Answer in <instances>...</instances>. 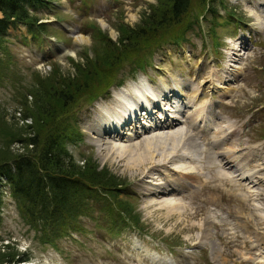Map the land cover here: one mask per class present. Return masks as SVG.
<instances>
[{
    "label": "rangeland",
    "instance_id": "obj_1",
    "mask_svg": "<svg viewBox=\"0 0 264 264\" xmlns=\"http://www.w3.org/2000/svg\"><path fill=\"white\" fill-rule=\"evenodd\" d=\"M155 3L156 0H52L49 10L38 12L41 22L49 25L43 42L33 41L23 26L9 27L6 42L13 72L9 73L11 78L0 83V113L11 121L14 111L20 108L12 97L13 85L25 89L35 73L46 77L54 69L73 75L72 60L83 63L84 56L93 57L97 50L95 34L115 41L120 25L136 26ZM223 5L226 8L219 7L215 19L208 16L203 20L202 30L189 35L182 48L166 44L146 55V65L133 72L131 67L123 66L115 75L121 85H111L109 94L97 96L91 103L87 97L96 92L81 93L79 101L69 108L68 114L75 117L73 125L82 141L74 145L64 142L65 149L75 161L91 159L126 184L122 192L127 194L119 198L127 200L138 216L137 225L131 224L136 228L122 226L102 203L95 202L92 213L78 220V231L52 247L41 242L37 232L25 223L8 187L3 185L0 253L26 254L27 262L35 264H264V239L256 240L264 237V211L256 210L264 209V180L253 187L244 180L234 184L221 177L215 165L217 150L235 147L240 149L236 153L243 155L251 145L257 148L242 158V166L256 171L259 178L264 175V0H225ZM82 37L86 40H78ZM161 78L168 80L171 91V99L163 98L166 107L168 103L183 101L185 111L193 112L205 102L212 104L211 130L204 133L197 127L189 128L187 118L180 116L182 122L173 129L151 128L135 138L113 143L136 146L126 152L115 150L103 158L92 127L116 110L118 99L133 96L136 87L142 89L143 84L155 88ZM174 79L185 84L183 95L178 94ZM218 86L226 90H219ZM153 99L150 103L155 102ZM143 108L136 114V121L139 119L141 124ZM155 116L160 115L157 112ZM223 119H228L235 131L230 137L219 139V149H214L215 133L218 126L225 124ZM180 129L189 131L196 140L195 146L184 143L189 137L180 140L179 135L163 142L151 138ZM199 135L207 138L209 144ZM146 139L148 145H143ZM189 154L191 158L187 157ZM184 167L190 173L186 178L181 175L183 179L171 170ZM169 180L186 184L173 192L166 187ZM158 181L165 183L154 186ZM151 190L165 192L160 195ZM257 191V200L247 197L249 192ZM171 199L179 209L167 204Z\"/></svg>",
    "mask_w": 264,
    "mask_h": 264
},
{
    "label": "trees",
    "instance_id": "obj_2",
    "mask_svg": "<svg viewBox=\"0 0 264 264\" xmlns=\"http://www.w3.org/2000/svg\"><path fill=\"white\" fill-rule=\"evenodd\" d=\"M224 1L156 0L139 24L120 25L115 41L95 34L97 50L93 57L84 56L83 63L72 60L73 75L54 69L46 77L35 73L25 89L12 86L13 100L20 108L11 121L0 113V189L8 187L20 215L41 242L55 247L58 240L78 231V220L92 213L95 202L102 203L122 226L136 228L131 224L137 225L138 216L127 200L119 198L127 194L122 192L126 184L91 159L75 161L65 149L64 142L74 145L82 141L69 108L81 93L95 91L87 97L91 103L97 96L109 94L111 85H121L115 75L123 66L133 72L146 65V55L166 44L182 48L189 35L202 30L203 20L208 16L215 19L218 8H226ZM50 6L52 0H0L1 84L13 72L6 42L8 28L23 26L33 41L43 42L49 25L41 22L38 12ZM28 259L16 251L0 253V264Z\"/></svg>",
    "mask_w": 264,
    "mask_h": 264
},
{
    "label": "bare ground",
    "instance_id": "obj_3",
    "mask_svg": "<svg viewBox=\"0 0 264 264\" xmlns=\"http://www.w3.org/2000/svg\"><path fill=\"white\" fill-rule=\"evenodd\" d=\"M262 27L264 28V26H262ZM78 40L84 41L86 39H84L82 37V38H78ZM174 81H175V87L178 90V94L180 93L181 95H183L184 90H185V84L182 83L178 79H174ZM167 86H168V80L165 78H161L160 79V85H157L155 88L149 84H143L142 89L136 87L135 94H133V96L128 97L127 95H125V96L121 97L120 99H118V100H120V102H119V105L116 107V110L112 111L110 113H107L106 117H103V119H100L97 127H95V128L92 127V129L94 130V132L96 134L95 136H93V138L96 142L95 144L98 146V148L101 152V156L103 158L109 157V155L111 153H113L115 150L126 152V151H129V149L136 146V144H132V146H124V145H121L119 143L117 145L113 144V143H116L118 141H121V140H124L127 138H129V139L135 138V137L139 136L140 134H142L143 131L145 132V131L149 130V128L150 129L154 128V130L173 129L176 126V124H178L179 122H182V121H180L181 120L180 116L181 117L184 116L187 118L188 124L190 125L189 128L197 127L198 131L200 130V132L203 131L204 133L211 130L212 125L210 123L209 116L214 115L211 111L212 104L210 102H205L202 106H200L199 109H195L193 112L185 111V108H184L183 104L180 103V101L168 103L167 104L168 107H166V105L163 102V100H164L163 98L165 97L166 99H171V98H169V96H170L169 92H171V91L168 90ZM217 88L219 90H222L221 88L226 90V87H222V86L221 87L218 86ZM196 92H197V90H194L195 95H196ZM148 96H151L152 98H154L153 100L155 102L150 103ZM172 97L175 98L177 96L175 94H173ZM161 103H163L162 107L159 106ZM142 107H144L143 111H145V112L141 113V115L143 114L142 124L140 123L141 124L140 125V124H135V123L131 122V124L128 126L127 129L122 130V128H124L122 126L125 125V122L130 121L131 118H133L134 114H137L138 111H140L139 108H142ZM172 108H174V110ZM157 112L159 113L160 116H155V114ZM168 112L171 114H168ZM148 113H149V115H148ZM108 114H110L109 117H108ZM223 121H224L223 123H225V124L218 126V130L215 133L216 138L214 140L215 141L214 149L218 148V146H219L218 143L220 142L219 139H222L223 137L225 138V136L230 137L234 133L233 132L234 128H233L232 123L228 119H223ZM126 125H128V123ZM119 128H121V129H119ZM178 131H180V132H178ZM187 131H188V129H187ZM188 132H185V130H182V129L173 130V131H169L167 133H161V134L153 135V137H151V138L156 139L157 141L163 142V140H169L168 137H170V139H173L174 135H175V137L177 136V138L179 135L180 140L181 139L183 140V139H186L187 137H189L187 140L184 141V143L186 142L187 145L191 146V145L195 144L196 140H194L193 136ZM147 140L148 139L143 140V142H142L143 145H148ZM139 146L140 145H138L137 147H139ZM254 148H257V147L249 145L247 147L248 152L243 153V155H238L236 153V151H239L240 149L235 148V147H232V148L227 149V150H221L218 148L219 150H217V152L215 153V156H216L215 165L217 167H219V169H220L219 172L222 173L221 177H223L225 179H229L234 184L235 183L237 184V182H239L240 180H244V181L248 182L249 185L252 187L260 184L261 182L263 183L262 180H264V175L262 177H260L261 178L260 179L259 176L256 175V173H257L256 171H251L249 169H245L242 166V162H241L242 158L246 157L245 155H247L251 151H253ZM182 157H180V158L183 160ZM187 157L191 158V154H189V156H187ZM153 159H154V157H153ZM131 165H132V163H131ZM228 165L230 168L229 169L230 172H228L226 174V173H224V170H227ZM261 165H264V163ZM163 168H166V167L163 166ZM187 168L188 167H184L180 171L176 170L175 168H173L171 170L174 171L175 173H178L179 177H182V179H183V176H181V175H184L186 178L188 176V174L190 173V172L186 171ZM232 168H236V169L234 170ZM260 168H262V167H260ZM184 169H185V171H184ZM261 170H263V169H261ZM176 171H178V172H176ZM234 173H237V175H234ZM236 177L238 179H236ZM164 183L162 181H158V182L154 183L153 185L154 186H161ZM185 184L186 183H184V182H179V180H172V181L169 180V182H167L166 187H169L168 188L169 190L176 192L178 186H181L183 188L185 186ZM187 186L189 187L188 184H187ZM160 189H162V188H160ZM151 192H154L155 194L164 195L165 191L151 190ZM165 195H166V193H165ZM259 195H260V191L249 192L247 197L248 198L253 197L254 200H257ZM194 196H196V194H194ZM164 201H166V200H164ZM173 201H175V200H172V199H171V201L167 200V202H169L167 204H173L176 202V201L175 202H173ZM172 208L173 209L174 208L179 209V207L175 206V205L172 206ZM256 210L258 212L260 211V213H262L264 211V209H256ZM260 215L258 214L257 216H260ZM244 217H245V215H243L242 218H244ZM244 223H245V225H247L246 222H244ZM261 241H262V239H261ZM22 264H35V263L34 262H25Z\"/></svg>",
    "mask_w": 264,
    "mask_h": 264
},
{
    "label": "water",
    "instance_id": "obj_4",
    "mask_svg": "<svg viewBox=\"0 0 264 264\" xmlns=\"http://www.w3.org/2000/svg\"><path fill=\"white\" fill-rule=\"evenodd\" d=\"M20 264H22V263H20Z\"/></svg>",
    "mask_w": 264,
    "mask_h": 264
}]
</instances>
